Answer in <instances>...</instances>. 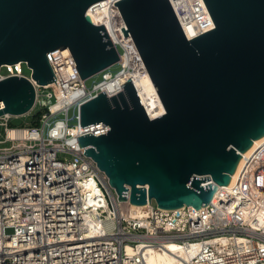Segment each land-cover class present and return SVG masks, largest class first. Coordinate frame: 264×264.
<instances>
[{"label":"water","instance_id":"obj_1","mask_svg":"<svg viewBox=\"0 0 264 264\" xmlns=\"http://www.w3.org/2000/svg\"><path fill=\"white\" fill-rule=\"evenodd\" d=\"M94 1L0 0V67L22 61L45 84L56 79L46 56L56 47L69 46L83 79L117 61L104 24L86 13ZM204 2L214 27L189 39L169 0L114 2L164 106L150 118L130 78L80 104L83 127L108 125L77 138L119 199L129 189L132 203L200 207L264 136V0ZM34 101L29 78H0V114Z\"/></svg>","mask_w":264,"mask_h":264},{"label":"built area","instance_id":"obj_2","mask_svg":"<svg viewBox=\"0 0 264 264\" xmlns=\"http://www.w3.org/2000/svg\"><path fill=\"white\" fill-rule=\"evenodd\" d=\"M115 1L107 6L116 10L118 25L114 23L113 33L104 26L134 84L143 59L131 34L124 35L121 27L127 26ZM169 2L188 39L214 27L204 0ZM46 56L56 81L45 84L25 73L22 61L0 67V78H29L35 87L33 107L44 108L38 124L31 125L10 126L13 115L0 114L5 129L0 142L10 141L0 146V264H144L146 250L162 249L166 242L187 250L196 245L186 264H264V140L243 158L230 185H219L208 203L163 208L152 198L142 204V214L132 213L129 189L127 198L119 199L77 138L108 125L99 121L73 134L67 127L77 105L103 89L107 96L116 93L127 79H120L122 72L106 76L104 68L88 86L69 46ZM76 89L79 94L70 98ZM9 128H21L25 135L10 137ZM89 221L96 223L91 227Z\"/></svg>","mask_w":264,"mask_h":264},{"label":"bare ground","instance_id":"obj_3","mask_svg":"<svg viewBox=\"0 0 264 264\" xmlns=\"http://www.w3.org/2000/svg\"><path fill=\"white\" fill-rule=\"evenodd\" d=\"M110 0H97L92 2L86 9L87 13L93 20V22L105 24L113 33V27L114 23H116V10H110L108 9L107 3ZM116 25H118L116 23ZM192 28H188V32L192 33ZM107 73L106 76H110L111 74H115L118 72H122L119 77L120 79H129L131 78V74L129 72H123V65L122 63L115 61L114 63L108 65L106 68ZM103 70L100 71L102 73ZM34 79V78H33ZM35 80V79H34ZM134 84L136 87V90L141 98V102L146 109L147 113L151 117L158 116L164 112V106L163 103L158 95L157 89L152 81V78L150 74L148 73L146 66L143 62V65L141 68L137 71V76L134 78ZM110 86V84H109ZM80 92V89H76L73 92L70 93V98L73 96L78 95ZM79 105L76 107V111L73 117L69 118L67 121V127L69 134H73L77 132L80 127L82 126L80 124V111H79ZM8 135L10 137H22L25 135V132L21 128H9L8 129ZM262 140H264V136L256 138L253 140V144L251 147L240 153L241 160L237 162V169L241 165L243 158L249 154L252 149L259 144ZM237 169L230 174L231 181L234 180L236 177ZM230 183L226 186L228 187ZM90 187L88 182H85V190H88ZM133 210L132 213L142 214V204L132 203ZM109 217V216H108ZM91 223V227L94 226V223L89 221ZM126 249L128 251H131L130 244L126 245ZM196 249V245H193L189 250H187L185 247L181 246L180 244L176 242H166L165 247L162 249H157L154 247H149L145 254H144V264H186V260H189L191 256L194 254Z\"/></svg>","mask_w":264,"mask_h":264},{"label":"rangeland","instance_id":"obj_4","mask_svg":"<svg viewBox=\"0 0 264 264\" xmlns=\"http://www.w3.org/2000/svg\"><path fill=\"white\" fill-rule=\"evenodd\" d=\"M2 71H4V68H2ZM23 71L25 73H29L30 69L26 66V64H23ZM101 76L100 71L87 77L85 79L86 84L89 86L91 85L95 80L99 79ZM44 110L42 106L39 104H36L29 112L17 115V116H11L9 119V125L10 126H21V125H31V124H38V117L41 114V112ZM4 126L0 125V139L4 137ZM10 141L6 142H0V146L2 145H9Z\"/></svg>","mask_w":264,"mask_h":264}]
</instances>
